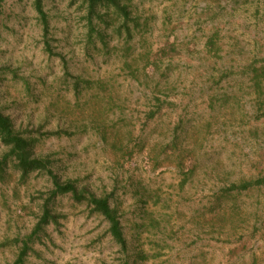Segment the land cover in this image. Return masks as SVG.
Returning <instances> with one entry per match:
<instances>
[{
	"label": "rangeland",
	"instance_id": "374dc122",
	"mask_svg": "<svg viewBox=\"0 0 264 264\" xmlns=\"http://www.w3.org/2000/svg\"><path fill=\"white\" fill-rule=\"evenodd\" d=\"M33 2L3 3L0 109L62 180L111 194L127 247L62 196L24 264H264V189L231 187L264 174V0H124L133 38L111 27L106 46L78 3L42 0L45 33ZM47 187L0 181V264Z\"/></svg>",
	"mask_w": 264,
	"mask_h": 264
},
{
	"label": "trees",
	"instance_id": "16d2710c",
	"mask_svg": "<svg viewBox=\"0 0 264 264\" xmlns=\"http://www.w3.org/2000/svg\"><path fill=\"white\" fill-rule=\"evenodd\" d=\"M5 1L0 0V15ZM71 2L78 3L79 9L84 10L83 19L87 28L85 36L88 45L94 44L97 39L100 44L106 46L107 38L112 37L107 31L111 27L112 33L116 36H123L126 40L133 38V25L136 26L138 21L131 16V11L124 0H71ZM33 7L46 33L49 28V20L43 9L42 0H34ZM260 82L261 80L258 83ZM89 83L90 81L85 80L86 87ZM77 88H79L78 81L74 83V89ZM104 120V117L99 118L98 125L100 126ZM61 133L63 132H45L44 135L50 137ZM37 141L38 138L32 135V131L15 130L11 118L0 109V150L2 152L0 155V181L4 180L7 170L12 169L19 174V179L22 182H26L32 174H37L48 184L46 192L41 193L37 198L40 202L36 222L31 233L21 240L20 250L13 264H24L31 245L41 239V235L49 225H58L59 219L64 218L63 214L57 213L54 209L55 202L62 196L69 197L76 204H84L91 213L101 216L108 223V232L114 241L122 249H126L127 241L120 215L117 208L110 202L111 194L96 195L86 186H78L77 180L71 178L62 180L55 171L53 161L49 156L34 154ZM112 145L115 147V143ZM231 187L237 190H249L251 187L264 189V174L253 179L243 180L240 184H233ZM124 264H128V262Z\"/></svg>",
	"mask_w": 264,
	"mask_h": 264
}]
</instances>
